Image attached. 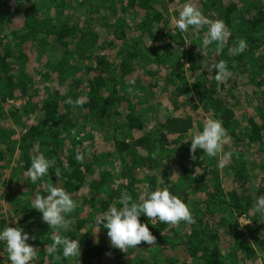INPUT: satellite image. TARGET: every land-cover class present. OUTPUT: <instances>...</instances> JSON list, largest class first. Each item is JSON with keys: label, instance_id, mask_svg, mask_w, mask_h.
I'll return each mask as SVG.
<instances>
[{"label": "trees", "instance_id": "1", "mask_svg": "<svg viewBox=\"0 0 264 264\" xmlns=\"http://www.w3.org/2000/svg\"><path fill=\"white\" fill-rule=\"evenodd\" d=\"M185 2L0 0V227L22 216L35 264H264V220L253 203L264 194V0H193L224 22L229 45L247 44L239 55L227 45L218 55L213 43L205 57L207 25L174 27ZM208 59L224 60L231 77L218 83L201 71ZM210 116L223 121L232 153L222 169L218 157L184 142ZM38 153L53 162L43 183L76 202L68 231L52 230L31 208L41 181L26 172ZM165 187L194 223L152 225L141 215L156 243L126 251L111 246L102 225L94 234L96 215L121 191L138 199ZM53 231L79 239L80 256H46ZM0 264H9L2 244Z\"/></svg>", "mask_w": 264, "mask_h": 264}, {"label": "clouds", "instance_id": "2", "mask_svg": "<svg viewBox=\"0 0 264 264\" xmlns=\"http://www.w3.org/2000/svg\"><path fill=\"white\" fill-rule=\"evenodd\" d=\"M172 9H170V12ZM202 25H207V33L202 43H199V50L205 57L208 46L216 44V54L228 46V51L233 55L243 53L247 47L246 40L241 38L228 44L231 33L222 20H211L205 17L193 0H187L179 9L178 18L174 19V27L180 33H186L191 29H199ZM151 44V43H150ZM206 70L214 76L218 83L226 82L232 75L224 60H205L201 69ZM215 71L214 75H211ZM129 83H134L129 81ZM66 103L72 104L69 98ZM84 103L81 99H76L75 104ZM184 142H190V151L195 153L197 149L203 150L208 157H218V168H224L231 159L232 153L224 150L227 143V131L223 121L214 117H208L204 122L202 130L193 132L190 138ZM195 158V157H193ZM75 159L83 162L84 154L77 151ZM53 162L47 159L42 153L31 157L30 166L27 168V177L35 184L41 181V190L36 192L34 198L30 197L31 208L38 210L44 223L52 230L68 231L73 223L68 218L76 208V202L71 195L60 186L51 183H43L42 178L49 174V169ZM57 170L55 175L60 176ZM27 205L29 201H25ZM254 211L264 220V194L257 196L254 200ZM143 215L148 218L152 225L158 222L176 225L180 222L192 224L195 222L190 208L177 195L165 188H157L141 194L138 199H133L132 195L123 190L120 192L119 199L114 205H110L104 212L96 215L94 224L107 229V237L113 248L126 251L135 248L141 243L148 246L155 245L156 237L150 232L146 223H141L139 217ZM15 216L17 226L0 227V244L3 245L7 253L9 264H35L38 257V250L28 243L35 236L24 230L19 225L21 215ZM247 223V222H246ZM245 223H241L243 225ZM46 256L53 260L72 259L80 256L79 239L69 236H62L52 232L51 243L44 247Z\"/></svg>", "mask_w": 264, "mask_h": 264}, {"label": "rangeland", "instance_id": "3", "mask_svg": "<svg viewBox=\"0 0 264 264\" xmlns=\"http://www.w3.org/2000/svg\"><path fill=\"white\" fill-rule=\"evenodd\" d=\"M186 67L188 66V64H186L185 65ZM40 84L41 83H39L38 84V87L40 86ZM135 84H136V82H135ZM43 85V84H42ZM26 100V98L25 99H20V100H14L13 102H14V105L15 106H17V105H19V104H21V103H23L24 101ZM163 101V103H164V101L165 100H162ZM166 102V101H165ZM149 125V127H152L153 125H154V121H151L150 123H148ZM16 127V126H15ZM238 222L239 223H245V224H243V226H248V225H251L252 223H251V218H248V217H244V216H241V217H239L238 218ZM247 222V223H246ZM261 263V262H260Z\"/></svg>", "mask_w": 264, "mask_h": 264}]
</instances>
